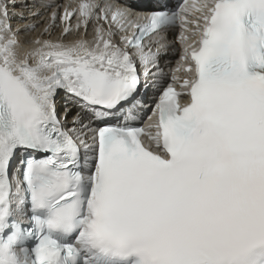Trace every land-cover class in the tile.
Returning a JSON list of instances; mask_svg holds the SVG:
<instances>
[{
	"label": "snow or ice",
	"instance_id": "6c2138e0",
	"mask_svg": "<svg viewBox=\"0 0 264 264\" xmlns=\"http://www.w3.org/2000/svg\"><path fill=\"white\" fill-rule=\"evenodd\" d=\"M154 2L0 0V264H264V0ZM41 7L59 39L29 38ZM177 24L183 92L145 132V41Z\"/></svg>",
	"mask_w": 264,
	"mask_h": 264
},
{
	"label": "bare ground",
	"instance_id": "6f19581e",
	"mask_svg": "<svg viewBox=\"0 0 264 264\" xmlns=\"http://www.w3.org/2000/svg\"><path fill=\"white\" fill-rule=\"evenodd\" d=\"M82 2L83 3H88V2L96 3L98 1L97 0H61V9L56 10V11L59 14H63V11H64L65 8H68L69 10L78 9L79 4L82 3ZM36 3H51V4H53L55 6V8L52 9V10H55L56 7L58 6V2L56 0H30L29 1L30 6H33V7H34V5ZM31 10H32V7H30V9H27V10H24V11L26 12V15H27V13L29 11H31ZM35 10L36 11L37 10L40 11L42 13L41 15H43V16L45 15V17L43 18V20H41V22H39L38 19H35L34 22L37 25V30H36L35 33L31 34V36L29 38H37V37H39V38H43V39H49V38L50 39H53V40L59 39L61 37V32H62V27H63L62 25L60 27L53 28L51 30V36L50 37L47 36V35H42L43 25H45L47 23L48 18L50 16V11L51 10H49L47 8H43V7H41V8H35ZM12 14H13L14 17H16L18 15L17 12H13ZM26 18L30 22L33 21V17L32 16H30V17L29 16H26ZM19 23H20L19 20H16L15 21V24L18 25ZM71 23H72L73 26L76 24V18L75 17L72 18ZM92 29H93L92 26H90L89 29H88V39H90V40L93 38ZM73 35L75 36V33ZM64 101L65 102L67 101V96H66V94H63L62 93L61 96L58 97V107L59 108H62L63 107L62 104H63ZM131 105H135L136 106L137 103L136 102H132ZM68 107H71L70 104H68ZM72 107L73 108H71V110L72 109H74L75 111L77 110V109H75L74 106H72Z\"/></svg>",
	"mask_w": 264,
	"mask_h": 264
},
{
	"label": "rangeland",
	"instance_id": "374dc122",
	"mask_svg": "<svg viewBox=\"0 0 264 264\" xmlns=\"http://www.w3.org/2000/svg\"><path fill=\"white\" fill-rule=\"evenodd\" d=\"M29 1H30V0H29ZM37 11H38V10H37ZM39 12H40V11H39ZM43 12H44V11H43ZM40 13H41V12H40ZM41 14H42V13H41ZM26 16H29V17H30L31 15H26ZM44 17H45V15H44V16H43V15H41V16H40V18L38 19V20H39V22H41V20H43V18H44ZM27 18H28V17H27ZM66 104H67V103H66ZM63 105H65V103H64ZM70 105H71V104H70ZM71 108H73V107H72V105H71ZM72 111H75V110H74V109H72Z\"/></svg>",
	"mask_w": 264,
	"mask_h": 264
}]
</instances>
